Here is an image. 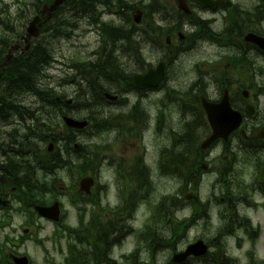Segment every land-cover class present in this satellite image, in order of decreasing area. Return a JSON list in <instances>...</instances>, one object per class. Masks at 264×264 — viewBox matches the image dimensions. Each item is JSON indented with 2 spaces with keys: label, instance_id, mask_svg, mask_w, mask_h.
Wrapping results in <instances>:
<instances>
[{
  "label": "flooded vegetation",
  "instance_id": "1",
  "mask_svg": "<svg viewBox=\"0 0 264 264\" xmlns=\"http://www.w3.org/2000/svg\"><path fill=\"white\" fill-rule=\"evenodd\" d=\"M165 2L151 0L155 5L157 20L154 21L153 28H150L151 40H158L163 44L164 55L155 56L150 50L149 57L140 67L127 70L124 81L116 82L110 88V93L115 96L125 92L128 95L126 103H123L120 97L115 102L104 100L106 106L103 111H115L118 117V122L107 118L106 124L118 123L117 130H108L109 141L114 138L115 144L122 142L136 147L140 157L136 159L128 155L114 156L108 153L111 147H105L99 168H107L108 184L98 185L96 189H92V194L94 196L95 193L112 190L115 201L122 204V189L127 188H121L119 182L124 184L126 174L134 171L136 191L133 199L150 203L152 191L156 189L155 178L191 176L192 181L188 186L194 196L188 200L186 195L185 203L180 204L178 208L190 209L194 215V224L211 220L217 215L223 223L219 225L218 239L238 232H245L246 238H252L251 224L244 212L254 207L256 202L264 200V158L261 165L256 162L253 166L254 179L251 178L252 185L249 187L244 181L247 177L246 171L240 168L245 167L251 159L256 161L260 153L264 155V0H214L217 5L212 8H203L198 0H186L189 12L187 14L178 8V0ZM146 5V2L142 3L141 23L147 20L144 11ZM115 14L121 21V15L118 12ZM246 18L250 26L243 28ZM133 20L132 14L130 21ZM146 24L149 25L148 22ZM192 25H199V38H192ZM44 31L43 27L41 32ZM107 40L110 42L108 37ZM139 43L141 42H135ZM215 48L226 52L220 59V65L213 68L212 73L206 72L209 76L206 82V74L201 67L204 65L203 61L210 66L212 55L207 56V61L202 59L203 61L195 63H186L183 58L186 56L187 60H194L200 51L207 52L206 49ZM240 57L251 60L253 65L246 62L244 66H253L254 71L250 74L241 72ZM222 64H226L223 71L218 68ZM162 65L164 77L157 88L133 89V76L146 75L150 70H157ZM119 85L122 88L113 91V87ZM226 91L232 110L241 115V128L231 133L226 140H218L208 150L203 149L197 157L193 156L200 162L197 167L182 164L179 157L173 158L167 148L175 134H185L194 118L200 120L204 131L202 140L211 136L212 131L201 102L206 99L210 103H220ZM135 93H138L139 97L135 96ZM130 97L137 100L134 106L130 103ZM139 121L149 122L148 128L143 132L137 130L136 122ZM123 123L130 125L125 136L121 132ZM133 140L135 144L132 143ZM142 154L153 163L143 161ZM239 154L247 155L241 159ZM205 155L208 156L206 160ZM214 160L216 164H213ZM132 162L135 163L133 168L119 170ZM202 190L207 192V200L202 199ZM213 192L214 195L211 194ZM132 203L135 202H128L125 209H132ZM171 205L175 207V202ZM159 207L164 215L162 204H159ZM67 214L68 212L64 214V218ZM61 227L63 228V225ZM254 231L255 236L260 234L259 228ZM156 234L149 233L148 237H154ZM218 239L215 242H218Z\"/></svg>",
  "mask_w": 264,
  "mask_h": 264
},
{
  "label": "rangeland",
  "instance_id": "2",
  "mask_svg": "<svg viewBox=\"0 0 264 264\" xmlns=\"http://www.w3.org/2000/svg\"><path fill=\"white\" fill-rule=\"evenodd\" d=\"M122 1L125 2L124 0ZM144 1H147V3H149L151 0H130V1L128 0L126 3L131 5L134 3H140V2L143 3ZM163 1L164 3H166L165 0ZM36 2H37L36 0H0V11L2 7H4L6 11H9L10 14L13 15L9 24L13 26L14 30L23 32L28 27L31 19L29 20L28 18L20 19V17L16 18L17 15L16 10L23 8L24 10H26L27 14L29 15V12L32 13L35 11L34 7L36 5ZM19 3L20 5L17 6V4ZM102 12H104V10H102ZM104 19L106 21L109 20L107 17H105ZM102 21L104 22L103 18ZM147 22L148 20L142 23L141 27H143V25H145ZM77 25L78 28L75 29L74 32L72 30L70 32V34L73 35L74 37L72 42H66L65 40L61 42H55V41L53 42L51 49L53 56L55 57L57 62L53 64L54 66L52 65L51 68L46 72V74L48 76H51L53 80L50 82L49 79L44 78V76L42 77V80L43 78L46 79L45 82L47 85L58 88L57 82L60 83L62 80L66 79V77L70 73L66 66L71 63V59L75 60L72 62H77L76 61L77 58H83L82 60L79 61L89 62L91 61L92 56L96 53L98 49L109 46L110 43L107 40L101 38L99 34L97 35L96 33H90L91 29L88 28L89 25L87 21L84 20L80 21L77 23ZM23 26H25L24 30L22 29ZM0 36H1V31H0ZM133 45L134 43L130 47H132ZM92 51H94V54H91ZM206 51L207 52L200 51L199 54L195 56L194 60H187L186 56H184L183 59L186 60V63H195L198 61L199 62L203 61L202 59H206L207 61L208 58L207 56L212 55L211 59L209 60L211 62L210 66L206 65L205 62L203 61L204 65H202L201 67L204 74H206V71L212 73V69L220 65V59L222 58L226 50H220L215 48L214 50L206 49ZM223 67L226 68V64H222L218 68H220V70L223 71ZM134 69H136V67L130 66L129 71ZM207 80H209V78H206V82ZM67 83L68 85H66L63 88H60V91L62 93H65L68 99H73V97L77 95L79 88L76 85H71L70 84L71 82H67ZM62 84L64 85V83ZM130 100L133 102L134 98H131ZM82 113L85 115L86 111H82ZM109 138L110 137L108 136L106 139L107 143L109 142ZM77 140L79 143L84 145L86 153H90L91 151L97 152L98 150L97 146L103 145L102 141L93 140L91 138V135H79ZM114 141H115L114 138H112L110 141L114 143V145L108 151L109 154L114 156L128 155L130 157H135L136 159L140 157L136 147H133L134 148L133 149L122 142L115 144ZM246 155L247 154H239L238 157L244 159ZM193 156L197 157V155H193ZM263 158L264 155L260 153L258 158L255 159L256 161L251 159V161L245 167L240 168L246 171L247 177H245L244 181L247 187L252 185L251 178L254 179V175L252 174L253 166L256 164V162H258L261 165ZM72 160L76 165L81 164V163H77L78 160L75 157ZM146 160L150 161V159H146ZM213 164H216V160L213 161ZM77 172L78 169L75 168H72V172H67V171L59 172L57 174L59 182L55 188V189L58 188L57 192L48 195V198H51L55 202L58 201L59 203L63 204V208L65 207L68 209V214L64 218V223L68 224L73 228L78 227L80 224L79 223L80 215L77 213L78 208L80 209L83 206H87L88 203H85L83 202V199H80V196L77 194L78 189H74L73 193L69 189L67 190L68 192H64V193L60 192L59 190L64 186L69 187L74 185L75 184L74 180L76 184L79 183L78 181L80 179V176L77 174ZM108 176H109V172L107 170H104L101 176L102 183H104V181L108 179ZM51 177L49 178L50 180H52ZM110 179L111 177H109V180ZM155 184H156V189L152 191L151 199H150L151 203H146L143 201L139 202L138 200L140 199H133V201L135 202L134 208L137 207L136 206L137 204H145V205L134 209V211L131 214H129L128 217H125L123 215H118L115 212L117 209L122 210L125 207L126 200L129 198L131 192L135 194L134 190L130 191V189H134V188L129 187L128 185H126V183L123 184L122 181L119 182L120 187L128 188V189H122V193H121L123 200L122 204L115 201L111 190L106 196V199L101 201L100 208L98 207L94 208L93 206H87V208H85L86 212L88 211L87 213L88 217L86 216L87 219L85 222L86 224L89 223V219L91 216L90 211L92 210H94L95 213L99 215L100 217L99 222H101L102 224L111 222L112 220L115 221V217H118L120 220H122V223L129 222L127 225L130 226L131 230L123 231L120 238V244L118 246H114L111 250V255L118 264H122V263L124 264V262L127 261L126 259L130 258L134 249L137 246L138 249H140V252L137 256L141 257V260H148V258L153 259L157 256L161 261V263H166L167 260L169 259L171 252H166V248L153 249V245H155V242L152 240L151 246L153 250L150 252L148 251L149 249L144 248L143 245L144 242L142 241L145 240L142 238L146 233L150 222H151V227L154 228L155 231L154 233H157L159 235L160 230L164 229V227L166 226L164 216L167 214H172L174 210H176V208L171 205L172 202L170 201V199L174 198L177 194H179L180 189H178V185L176 183H170V180L166 178L164 179H160L159 177L155 178ZM7 194H10L11 195L10 197L13 199L17 197L16 193L13 191L7 192ZM211 194L214 195V192ZM201 195L203 200L208 199L207 192H203L201 193ZM7 197L9 198L11 205H13V208L11 209L10 214L8 216L6 215L4 216V214H2V212L0 211V221H1L0 247L2 249L12 252L13 254L15 253L27 254L28 256L31 257V259H33L35 264H53V263L66 264V262L69 260V259L66 260V256L68 254L67 253L68 241L66 236L63 235L62 237V235H59L57 240L52 241V234L54 233L55 227H53L50 224L44 223L43 221H39V223H41V225L43 226V230L35 229L34 226L32 227V229H30L29 226L32 225L28 224V222L25 221L26 220L25 217L28 215V213H26L25 210H20L23 209V207L17 201L11 199L9 195ZM72 197L75 198L76 201L78 202L77 209H75L71 203ZM211 198L212 196L209 197V199ZM257 200L260 199L257 198ZM153 203L164 204V215L162 218L158 219L157 223L154 222V219L152 221L150 220V217L152 215L151 207L156 212L157 209L159 208V204L150 205ZM176 204L178 206V203ZM215 204L217 205V202ZM102 205L103 206L107 205L108 208L112 210L105 208ZM181 209L182 208H180V210ZM183 215L184 217L191 216L190 222L193 223L192 216L194 215L190 209H186V211L183 212ZM244 216H247L250 219L254 227H261V233L258 236L253 237V239L256 241L254 242V247L251 243L250 237L246 238L247 235L245 232H238L230 236L225 235L223 239H218L219 225H223V223L220 222L217 215L216 218L213 217L211 220H205L204 222H199L195 224L191 228L189 227L186 230L187 234L183 238H181V240L175 247L178 250H182L186 246H189L190 244L201 239L210 242L212 244L213 246L212 252L216 253L217 252L216 248H218V250L220 249L223 252L222 257L231 259L232 261L238 264L248 263L249 261L247 257L248 251L250 252V254L253 253L252 257L255 259V261L258 264H262L264 262V214H262L261 211L259 212L257 210L250 211L246 209V211L244 212ZM216 219H218V221H216ZM172 228L175 230V232H178L176 227L173 226ZM26 230L36 231L35 235L33 233H30L29 234L30 237L25 236L23 233ZM157 234L154 237H157L158 236ZM37 236L38 239H42L43 241H45L44 242L45 248L40 246L38 242L34 239L37 238ZM239 238L242 239L241 246H239L240 244ZM217 239L218 242H215V240ZM89 242L93 245V241L87 239L86 243L87 245L90 246ZM78 247L81 248L82 246L78 244ZM45 249L48 251L49 254L46 253ZM199 264H208V263L203 261L202 263Z\"/></svg>",
  "mask_w": 264,
  "mask_h": 264
},
{
  "label": "bare ground",
  "instance_id": "3",
  "mask_svg": "<svg viewBox=\"0 0 264 264\" xmlns=\"http://www.w3.org/2000/svg\"><path fill=\"white\" fill-rule=\"evenodd\" d=\"M110 4H112V8L118 12L122 20L117 21L112 24L105 25L103 27H99L101 33L105 34L109 40L110 44L108 48H101L96 51V53L92 56L91 61L87 62L83 69L79 70L77 73V76H74L70 81L69 79H65L62 82L58 84L57 90L50 91L46 88H42L41 82L39 81L36 85L37 91L42 95H61L57 94L60 91V88H63L67 85V82H72V84L77 85L79 88V91L77 95L75 96V100L73 104L71 105V109H77L80 111L88 110L91 113V116L97 119L101 122L102 125H104L106 130H117L118 123L116 125L112 124H106L107 118H110L114 120L115 122H118V117L115 111L111 112H105L102 111V109L105 108V98L110 95V88L116 84V82H122L124 81L125 73H128L127 68L130 66L133 67H140L144 60L147 59L148 54L151 50L152 53H154L155 56L161 57L164 55V46L163 44L158 40H151V29L154 26V21L157 20V12L155 9V5L153 3H147V5L144 7V11L147 15L148 24H145L143 27H139L138 25H135L133 22L130 21L131 16L133 14V6L123 2L122 0H107ZM22 9H17V12L20 13ZM225 13V12H224ZM13 15H8L9 22L11 21ZM63 16H65L63 14ZM79 17V16H78ZM80 21H86L85 17H79ZM58 27H62V23H60L59 20H63L62 15L58 14L52 18ZM33 23V22H32ZM44 23V21H38L37 24ZM9 27V29H13V26L9 23H6ZM150 26V27H149ZM243 28H248L250 26L248 18L245 19L244 24L242 25ZM56 26H51L46 34V39H51L55 34V28ZM62 31L63 28L61 29ZM192 38L196 39L199 38V33L201 32L199 29V25H192ZM135 42H141L139 44H135ZM134 43V46L130 47ZM5 53V52H4ZM2 53L0 57L4 54ZM123 62V63H121ZM246 62H250L252 65L254 64L251 60L247 57H240L239 58V66L240 71L246 74H250V72L254 71L253 66H244ZM15 64V59H11L7 62H1L0 63V72H3L4 69L12 66ZM127 69V70H124ZM206 78H209L208 74H206ZM64 83V85L62 84ZM41 87V88H40ZM122 88V86H115L113 87V91H118ZM134 89V87H133ZM3 91L0 88V94H2ZM12 94L14 91L11 92ZM55 93V94H54ZM32 94V93H31ZM138 93H135L134 95L139 97L137 95ZM32 95H36L34 92ZM123 103H126L128 95L123 92L119 93L117 96ZM224 97L229 98L228 92L226 91L224 94ZM133 98L130 97L129 100ZM65 100V99H64ZM63 100V103H64ZM131 105L137 103V100L134 98V101L132 102L130 100ZM14 105L9 104V106H6V109H9V111H15L17 110V107H13ZM59 108V112L62 113L60 117V122L47 120L46 118H42L39 112L32 113L33 116L27 115L24 120L25 124L22 126V129H26L29 131L31 136L37 137V138H43L45 139L47 135L51 136L54 135L53 133L57 131L59 127H61V121L64 118V115L67 114L65 105H61ZM69 115V114H68ZM71 117L80 118V115L78 113L69 115ZM149 122L148 121H139L136 122V127L139 132H143L146 128H148ZM57 134L60 136L61 133L57 132ZM212 134V132H211ZM204 136V131L201 128L200 120L197 118L193 119V122H191L187 130L184 133L175 134L170 146L167 148V151H169L170 155L173 158L180 159L181 163L186 165H192L193 167L199 166L200 162L197 161L193 155H199L200 152L203 150L206 139L202 140ZM78 139V138H76ZM73 144L77 147H74L73 149H79L76 153H71L69 156H66V158L71 161L74 159L76 155H81L84 159V164L78 171V175H84L88 168L93 165L96 162V158L89 153L85 152V147L81 143L78 142V140H74ZM168 152H165V154H169ZM31 156L35 160V152L31 153ZM26 157V158H25ZM21 157L20 155L15 156L14 163L6 168L0 169V179L4 181L5 184H13L16 182L26 183L28 178H30L33 174L39 177L41 184H46L49 180V175L46 174L43 168V165L38 164L37 167L35 166L36 163L29 157L25 156ZM207 155L204 156V160L207 159ZM103 161V158L100 160V162ZM135 166V163L128 164L124 167L119 168V170H127L130 168H133ZM38 168V169H36ZM28 171L26 175H23V172ZM104 170H107V168H99L96 172L99 171L103 172ZM23 175V176H22ZM22 176V177H21ZM176 177H180L179 175H174ZM123 178V177H122ZM177 180L180 182L179 178ZM188 184H185L184 182H180L178 184V189H183V192L189 190ZM25 197H28L29 199L28 203H33L35 198L33 196L23 193ZM181 198L178 197V199ZM85 201L94 208L101 206L102 199H96L91 200L90 198L84 197ZM171 202L173 201H179L176 198H171ZM135 203H132L130 205L131 208H134ZM137 206V205H136ZM162 207H164V204H162ZM250 211L257 210L258 212L261 211L262 214H264V200H260L254 204V207L249 209ZM179 211V212H178ZM186 211V209L180 210V208H176L172 214H167L164 216L165 223L167 224L161 233L157 237L154 238L153 241L155 242V245H153V249H163L165 246H176L181 238L183 236L179 232H175V230L172 228L173 226L176 228H179L178 226H175L174 224L178 223L180 221L181 216H183V212ZM246 219L249 221V224H252L250 219L246 216ZM241 222V220H239ZM83 228L81 229V231ZM250 236H255L254 229L251 228L250 230ZM156 240V241H155ZM201 240V239H200ZM127 261L124 262V264H151L150 262L146 260H141V257L139 256H131L130 258L126 259ZM55 264V263H53ZM59 264V263H58ZM123 264V263H122ZM227 264H238L236 262H228Z\"/></svg>",
  "mask_w": 264,
  "mask_h": 264
},
{
  "label": "trees",
  "instance_id": "4",
  "mask_svg": "<svg viewBox=\"0 0 264 264\" xmlns=\"http://www.w3.org/2000/svg\"><path fill=\"white\" fill-rule=\"evenodd\" d=\"M39 2L40 0H37V3ZM104 2L105 0H66L65 5L61 8L60 11L68 10L70 13L74 14L73 16L76 15L79 17L92 18L96 15L97 6L104 4ZM8 15H10L8 11H6L5 9L1 10L0 29L3 36L0 37V51H6L8 49L6 45V42H9V37H7L6 35H8L10 31L8 25L6 24L9 23ZM23 18H26V16ZM59 21L60 23H62V27L56 26L54 28L55 36L66 35L67 31L69 30L68 24L70 23L67 22L66 24L65 22H63V20ZM62 28L64 31L61 30ZM24 58V61L20 62L19 64L16 63L4 69L2 72L0 88L2 89L3 93L0 94V125L10 123L14 116H18L21 119H24L27 115L33 116L32 113H34V110L23 108L21 106L22 104L19 102V99L23 98L24 95H30L31 93L33 94V92L39 99V103L37 104L39 108L38 112L40 113L42 118H46L51 122H60L59 119L62 113L58 111V107L63 105V102L58 100V95H42L40 91L38 92V89H36V85L40 81L43 71L49 68L53 60L49 41H47L45 46L42 43L36 44V46ZM2 61L3 60L0 57V63ZM83 68L84 67H82L81 69ZM12 91H14L13 94L11 93ZM50 91L53 92V90ZM9 104L17 107V110L9 111V109H6L5 107L9 106ZM60 129V127L56 129L57 131L53 133L54 135H47V137L45 138L46 144L49 143L50 139H54L55 142L63 140L62 136H59L57 134ZM67 132L68 133L65 136V140L62 142V148L56 149V151L52 154H46V152L44 151L43 154L45 153V155L43 158V154L38 151L37 153H35L36 160L33 159V157L31 156L32 152H30L34 146L32 140L27 141L26 143L24 142L25 144L12 140V142L9 143L8 146H12L10 149H13L14 151H16V149L20 150V156H27L31 158L35 163H40V165L42 164L41 160L43 159V168L47 174L51 175L55 174L59 170L69 168L71 165V161H69L66 156H69V154L71 153L77 154V152H79L73 149V132ZM39 139L42 140V138ZM3 146H5V144H0V155L3 154V156H6V150H4ZM26 152L27 155L25 154ZM34 191L36 190L29 189V195L31 193L32 195H34ZM102 252V250L95 251L96 261H103V259L106 260L103 257L104 255ZM4 254V249L0 247V264L9 263V259H7L8 257H5ZM82 259L83 258H81L80 260H75L74 264H85L84 262H82ZM108 263L113 264L112 261H109Z\"/></svg>",
  "mask_w": 264,
  "mask_h": 264
},
{
  "label": "water",
  "instance_id": "5",
  "mask_svg": "<svg viewBox=\"0 0 264 264\" xmlns=\"http://www.w3.org/2000/svg\"><path fill=\"white\" fill-rule=\"evenodd\" d=\"M64 0H56L54 5L49 9V13L51 14L52 12H54L56 9H58L62 4H63ZM180 8H183V0H180ZM39 21V18L35 19L33 21V23H31L30 27L28 28V35H27V44L29 43V41L33 38V37H38V30L36 29V25ZM207 112L210 114V120L212 122V125L214 127L215 130V136L213 137V140L216 139L218 137V132H217V126L215 124V122L212 120L215 118L216 116V112L215 110L212 108V106H205ZM216 120V119H215ZM66 124L70 127V128H75V129H79V130H83L84 128L87 127V123L86 122H76L72 119H66L65 120ZM236 127V126H235ZM234 127V128H235ZM93 183L91 180H84L81 183V189L84 192L89 193L90 188L92 187ZM40 215L49 219H54L57 220V208L55 207L52 210L49 209H39L38 210ZM207 247L204 246V244L202 242L191 246L187 252L185 254H182L180 256H176L175 258V262H184L188 257L190 256H203L207 253ZM14 262L15 264H29V260L26 257L23 258H14Z\"/></svg>",
  "mask_w": 264,
  "mask_h": 264
}]
</instances>
